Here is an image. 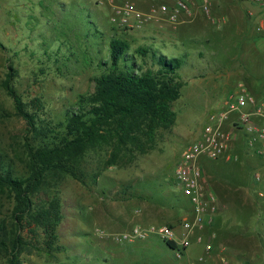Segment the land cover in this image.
Returning <instances> with one entry per match:
<instances>
[{
	"label": "rangeland",
	"instance_id": "1",
	"mask_svg": "<svg viewBox=\"0 0 264 264\" xmlns=\"http://www.w3.org/2000/svg\"><path fill=\"white\" fill-rule=\"evenodd\" d=\"M137 3L148 10L146 0ZM230 11L228 23L220 27L212 22L213 14L211 18L203 12L175 26L149 21L133 29L114 23L113 7L106 0H0L1 161L16 173L26 172L20 159L26 156L27 124L4 87L7 73H12V85L30 111L53 123L60 122L67 111L76 107L80 94L94 89L93 78L100 73L98 61L107 55L109 40L114 36L127 38L132 50L141 44L153 45L168 54L188 50L198 68L194 71L193 67H183L180 73L184 79L189 80L194 72L208 76L209 70L232 69L235 78L244 81L247 66L252 69L250 73L261 76L264 52L256 53L247 35L256 30L264 32V27L260 28L264 12L244 21L241 14ZM211 78L197 80L198 87L210 88ZM191 89V83L184 85L174 107L181 114L192 107L188 111L190 120L195 117V127L203 128L214 104L207 99L209 92L207 97L203 94L192 99ZM35 98H41V107L32 104ZM173 127L160 131L153 150L139 155L128 166H109L96 181L91 176L95 160L88 163L83 182L66 177L61 185L64 219L57 229V245L61 248L52 256L45 252L24 254V264H189L197 259L203 250L200 243L191 244L178 257L158 236L118 242L111 235L135 223L176 225L188 216L184 208L191 205L173 176L181 151L193 141L179 142ZM217 163L222 178L231 184L249 185L254 181L255 172L247 171L240 163L223 159ZM145 198L155 208L149 217L138 212L145 218L135 221V209L148 205ZM11 207L6 198L0 206V218L8 217ZM148 218L150 222L145 221Z\"/></svg>",
	"mask_w": 264,
	"mask_h": 264
},
{
	"label": "trees",
	"instance_id": "2",
	"mask_svg": "<svg viewBox=\"0 0 264 264\" xmlns=\"http://www.w3.org/2000/svg\"><path fill=\"white\" fill-rule=\"evenodd\" d=\"M97 65L94 89L80 94L76 107L57 123L30 111L7 73L4 87L26 121L27 141L20 159L24 174L0 159V206L6 198L12 205L9 216L0 218L1 264H24V254L52 256L61 248L57 229L64 219V179L83 182L88 163L95 160L91 176L96 181L109 166H128L153 150L160 131L177 122L174 103L185 85L180 72L194 68L189 52L169 56L148 44L132 50L127 38L117 36ZM32 104L41 107V98Z\"/></svg>",
	"mask_w": 264,
	"mask_h": 264
},
{
	"label": "crops",
	"instance_id": "3",
	"mask_svg": "<svg viewBox=\"0 0 264 264\" xmlns=\"http://www.w3.org/2000/svg\"><path fill=\"white\" fill-rule=\"evenodd\" d=\"M211 2L210 17L212 18L213 14L212 22L219 27L222 23H228L231 9L233 12L241 14L244 21L246 17L252 19L253 16H260L261 13L259 9H252L249 2L246 3L241 0H211ZM199 13L203 12L197 11L193 18ZM247 37L256 53L264 52V32L259 34L256 30L249 33ZM161 51L169 56H177L183 52H189L188 50H178L179 54H168V51ZM192 60L190 56V64H193V70L195 71L198 67ZM185 67L191 68L189 65ZM247 69L248 76L244 81L235 78L232 69L224 71H215V69H213L209 70L210 74L208 75L210 78L212 77L210 88L198 87L199 84L197 85L196 81L198 80L201 82L200 79H202L203 82L208 76L205 73L204 76H202V73H199L200 76H198L197 72L191 73L189 80L185 79V85L191 83V98L194 100H197V98L203 96V94L207 97L208 94L206 95V92H209L210 96L207 97V99L212 101L211 103L214 104V108L221 105L222 100L227 94L241 89L240 85H242L248 93L256 96H264V73L257 77L256 71L254 72L255 75H253V73H250L252 69L249 66H247ZM181 75L185 78L182 73ZM253 90L256 91V94ZM190 108L192 107L186 108L183 114L180 112L178 113L177 122L173 127L177 134V138H179V142H186L189 140L195 141L202 133V128L200 126L195 127V122H193L195 117H193V121L189 118L190 112L188 111H191ZM212 109L213 107H211L210 110ZM182 115H184L183 122L180 120ZM242 135L241 133V137L233 142L229 150V156L220 157L218 159L203 157L200 161L204 185L208 191L216 196L218 209L215 213L213 224L204 230L206 240L195 242L203 246V250L197 259H195L198 260L201 256L203 257V260L200 261L199 264H264V156L258 155L256 151L248 145L246 139L243 138ZM222 159L228 162L240 163L246 166L247 171L255 172L254 181L249 185H245L242 183L231 184L227 179L224 180L222 178L223 174L221 167L217 163ZM225 178H228L226 173ZM259 187L260 189L258 190ZM184 197L186 196L184 195ZM145 200L148 201L146 202L148 205L145 206L146 204H144L143 208H136L135 212H141L143 215L145 214V216L149 217L155 208V204L149 198H145ZM185 200L188 205H191L188 197H186ZM191 208L192 205L184 208V210H188V215H190ZM145 216L142 217L138 213L135 215L134 220L140 222ZM145 221L150 222V218ZM207 242H211L213 246L211 250L206 249ZM187 250L188 248L184 254ZM172 251L174 252V250Z\"/></svg>",
	"mask_w": 264,
	"mask_h": 264
},
{
	"label": "built area",
	"instance_id": "4",
	"mask_svg": "<svg viewBox=\"0 0 264 264\" xmlns=\"http://www.w3.org/2000/svg\"><path fill=\"white\" fill-rule=\"evenodd\" d=\"M112 5V20L121 26L142 28L147 22L173 26L185 18H191L197 11L211 15V0H146L148 10L139 8L137 0H106ZM256 4L264 12V0H241ZM261 27H264L262 21ZM241 89L230 92L220 106L209 111L202 133L198 139L181 151L176 163L173 180L183 195L190 199L192 208L180 224H135L127 230L112 233L118 242H133L158 236L165 242H172L178 257L195 242L205 241L204 230L214 222L218 209L216 196L207 190L203 181L200 161L203 157L218 159L229 156V150L242 133L248 145L258 155L264 156V96L248 93ZM213 248L211 242L206 249ZM201 256L189 264H199Z\"/></svg>",
	"mask_w": 264,
	"mask_h": 264
},
{
	"label": "water",
	"instance_id": "5",
	"mask_svg": "<svg viewBox=\"0 0 264 264\" xmlns=\"http://www.w3.org/2000/svg\"><path fill=\"white\" fill-rule=\"evenodd\" d=\"M168 245V244H167ZM168 247L170 248V249H172L173 250V248H171L169 245H168Z\"/></svg>",
	"mask_w": 264,
	"mask_h": 264
}]
</instances>
